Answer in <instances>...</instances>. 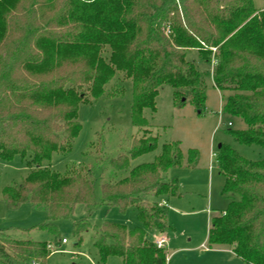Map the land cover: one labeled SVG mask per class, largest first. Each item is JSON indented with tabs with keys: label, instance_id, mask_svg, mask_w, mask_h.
I'll use <instances>...</instances> for the list:
<instances>
[{
	"label": "trees",
	"instance_id": "16d2710c",
	"mask_svg": "<svg viewBox=\"0 0 264 264\" xmlns=\"http://www.w3.org/2000/svg\"><path fill=\"white\" fill-rule=\"evenodd\" d=\"M191 49L213 62L214 86L229 92L223 109L246 124L229 129L234 138L264 148V10L254 0H0V158L21 155L31 168L19 185L4 188L8 208L30 202L48 215L32 228L57 234L58 221L82 203L86 216L74 231L80 237L94 229L103 264L111 255L123 264H167L166 249L147 235L172 226L165 208L147 196H180L178 177L167 173L196 167V148L186 155L172 141L153 162L130 168L133 158L157 145L144 129L129 154L110 160L114 173L129 171L102 183L101 201L91 169L62 175L48 163L54 152L71 149L82 129L80 104L102 96L117 71L132 80L133 122L140 128L148 125L144 109H156L164 85L173 88L176 105L190 100L202 113L207 89L187 58ZM215 156L230 202L211 217L207 244L264 264V158L249 159L225 143ZM101 204L133 207L140 225H93L89 218ZM50 253L47 241L0 230V264H46Z\"/></svg>",
	"mask_w": 264,
	"mask_h": 264
},
{
	"label": "rangeland",
	"instance_id": "374dc122",
	"mask_svg": "<svg viewBox=\"0 0 264 264\" xmlns=\"http://www.w3.org/2000/svg\"><path fill=\"white\" fill-rule=\"evenodd\" d=\"M254 4L258 10L264 9V0H254ZM187 58L194 61L203 74L207 99L202 113L190 100L176 105L173 88L164 85L156 97V109H144L148 125L140 128L133 122L132 80L117 71L105 85L102 96L80 104L78 118L82 129L79 135L69 151L54 152L48 165L62 175L83 166L91 169L95 179V198L101 201L102 183L120 178L129 171L114 173L110 160L119 154H129L134 139L143 135L144 129L157 137V145L133 158L130 168L153 162L163 145L172 141H179L186 155L190 148H196L199 151L198 168L183 166L170 169L167 173L169 177H178L181 192L178 197L166 198L171 206L165 208V212L172 226L167 231L169 237L165 246L168 245L167 252L171 254L168 264H249L231 252L216 246L209 247L207 242L206 246L190 250L181 248L199 244V238L204 236L207 241L210 216L221 213L229 205V199L222 194L225 178L220 173L215 156L220 144L231 145L249 159L264 158V148L241 144L229 131L244 129L246 124L240 117L231 116L223 109L229 92L220 91L214 86L213 62H205L195 49L187 52ZM30 170L29 163L21 155L11 160L0 158V230L9 229L19 237L47 241L51 253L46 264H103L95 246L94 229L83 231L80 237L74 231V224L86 216L82 203L77 204L72 216L58 221L57 234L32 228L45 223L48 215L30 202H24L15 209L8 208L2 197L4 188L19 185ZM157 197L150 194L147 199L156 202L163 199ZM89 219L97 227L107 220L126 224L129 228L140 225L133 207L121 210L117 206L101 204ZM28 228L32 229L26 231ZM148 237L154 241L161 236L150 231ZM169 238L174 239V243L169 242ZM63 239L67 242H63ZM104 264H123V261L119 256L111 255Z\"/></svg>",
	"mask_w": 264,
	"mask_h": 264
},
{
	"label": "crops",
	"instance_id": "0c3cea01",
	"mask_svg": "<svg viewBox=\"0 0 264 264\" xmlns=\"http://www.w3.org/2000/svg\"><path fill=\"white\" fill-rule=\"evenodd\" d=\"M260 10H264V9H260ZM199 162V161H198ZM198 165H199V163H198ZM197 165V167L196 168H198L199 166ZM180 184H181V182H180ZM157 197V196H156ZM160 197H162L163 199L162 200H158L157 202L158 203H162V202H166L167 203V206H164V208H167V207H170L169 206V202L166 200V198H167V196H159V197H157V199L158 198H160ZM176 206L178 207V204H176ZM222 210H224V209H222ZM211 217H212V215L210 216V218H209V221L211 220ZM209 228H210V224H209ZM149 232L150 231H148V235H149ZM151 232H156V233H158V234H160V236L161 237H169V234L167 233V231H163V232H161V231H157V230H151ZM148 235H147V237H148ZM148 239H149V237H148ZM150 240V239H149ZM190 241L192 240V238H190L189 239ZM199 240L200 241H198V243L199 244H195V245H192V246H185V247H181V248H183V249H188V250H190V249H194V248H196V247H198V246H206V236H204V237H202V238H199ZM207 240H208V238H207ZM169 242H171V243H174V239H170L169 238ZM205 244V245H204ZM167 247H168V245H167ZM167 247H165V249H166V252H167ZM218 249H222V250H225V251H228V252H231L233 255H235V253L233 252V250L230 248V247H228V246H216ZM180 248V249H181ZM171 256V254H169L168 252H167V258H169ZM236 256V255H235ZM238 257V256H237ZM167 264H168V261H167Z\"/></svg>",
	"mask_w": 264,
	"mask_h": 264
},
{
	"label": "built area",
	"instance_id": "2783aa9c",
	"mask_svg": "<svg viewBox=\"0 0 264 264\" xmlns=\"http://www.w3.org/2000/svg\"><path fill=\"white\" fill-rule=\"evenodd\" d=\"M231 124V122H230ZM160 206H167V203L166 202H162V203H159ZM63 242H67L66 239H63L62 240ZM153 243L159 247V248H165L166 244H167V239L166 237H159V238H156Z\"/></svg>",
	"mask_w": 264,
	"mask_h": 264
},
{
	"label": "water",
	"instance_id": "95a60500",
	"mask_svg": "<svg viewBox=\"0 0 264 264\" xmlns=\"http://www.w3.org/2000/svg\"><path fill=\"white\" fill-rule=\"evenodd\" d=\"M221 145V144H220Z\"/></svg>",
	"mask_w": 264,
	"mask_h": 264
}]
</instances>
